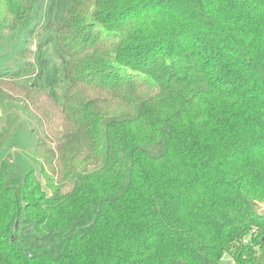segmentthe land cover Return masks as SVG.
<instances>
[{
  "label": "trees",
  "instance_id": "trees-1",
  "mask_svg": "<svg viewBox=\"0 0 264 264\" xmlns=\"http://www.w3.org/2000/svg\"><path fill=\"white\" fill-rule=\"evenodd\" d=\"M262 204L264 0H0V264H264Z\"/></svg>",
  "mask_w": 264,
  "mask_h": 264
},
{
  "label": "rangeland",
  "instance_id": "rangeland-1",
  "mask_svg": "<svg viewBox=\"0 0 264 264\" xmlns=\"http://www.w3.org/2000/svg\"><path fill=\"white\" fill-rule=\"evenodd\" d=\"M7 92L10 94L9 96L13 97L11 99L12 102H19L20 104L24 105L25 104L29 107L31 111L39 110L40 106L38 105L40 100H36V97L29 93L26 90H19L15 86H7L6 87ZM260 213L264 212V204H262L261 208L259 209ZM62 264H79L77 257H75L72 254H69L67 258L64 260ZM221 264H229L228 260H223L221 261Z\"/></svg>",
  "mask_w": 264,
  "mask_h": 264
},
{
  "label": "built area",
  "instance_id": "built-area-1",
  "mask_svg": "<svg viewBox=\"0 0 264 264\" xmlns=\"http://www.w3.org/2000/svg\"><path fill=\"white\" fill-rule=\"evenodd\" d=\"M255 234H256L255 229H252L251 232H250V235L254 236ZM247 243H248V238H243L242 241H241V244L245 245ZM223 260H228L229 264H235L234 260L230 256L225 255L223 257L222 261Z\"/></svg>",
  "mask_w": 264,
  "mask_h": 264
}]
</instances>
